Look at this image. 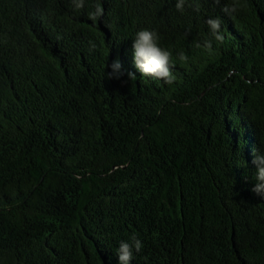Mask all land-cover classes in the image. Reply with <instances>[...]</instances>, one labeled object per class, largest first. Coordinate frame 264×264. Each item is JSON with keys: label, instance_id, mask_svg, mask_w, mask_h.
Wrapping results in <instances>:
<instances>
[{"label": "trees", "instance_id": "obj_1", "mask_svg": "<svg viewBox=\"0 0 264 264\" xmlns=\"http://www.w3.org/2000/svg\"><path fill=\"white\" fill-rule=\"evenodd\" d=\"M229 2L0 0V264H118L133 234L131 264H264V0ZM142 29L173 84L135 67Z\"/></svg>", "mask_w": 264, "mask_h": 264}, {"label": "clouds", "instance_id": "obj_2", "mask_svg": "<svg viewBox=\"0 0 264 264\" xmlns=\"http://www.w3.org/2000/svg\"><path fill=\"white\" fill-rule=\"evenodd\" d=\"M186 0H177L175 5L176 9L183 12ZM219 3L220 0H215ZM73 6L75 10H80L84 7V0H73ZM241 5L238 0H230L225 5L222 11L227 15H232L238 12ZM198 10V8H197ZM89 19L95 21L103 15L102 6L97 3L95 5V11L90 12ZM206 24L210 30L211 36L217 42H223L224 36L221 31L222 21L219 17H210L206 20ZM159 36L153 30L142 29L138 31L132 43V49L134 54V65L142 73L143 76L155 77L162 80L165 84L171 85L176 80V77L172 74L170 60L172 58V52L159 46ZM204 47L206 50L211 51L212 40H205L203 45L196 44V47ZM96 45L89 42V51H93ZM179 59L186 61V54L181 51L179 53ZM111 71L105 73L108 79L116 78L120 79L124 76L122 71V65L119 60L113 61L110 65ZM130 80L136 79V76L132 72L127 73ZM252 164L256 168L255 173V185L251 188V191L261 197H264V154H254ZM143 247L140 239L133 234L128 241H121L117 249L118 264H131L134 251L139 253Z\"/></svg>", "mask_w": 264, "mask_h": 264}]
</instances>
